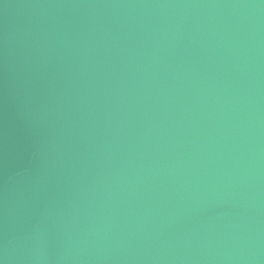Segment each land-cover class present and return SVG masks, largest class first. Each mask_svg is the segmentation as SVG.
Wrapping results in <instances>:
<instances>
[{"label": "water", "instance_id": "1", "mask_svg": "<svg viewBox=\"0 0 264 264\" xmlns=\"http://www.w3.org/2000/svg\"><path fill=\"white\" fill-rule=\"evenodd\" d=\"M0 264H264V0H0Z\"/></svg>", "mask_w": 264, "mask_h": 264}]
</instances>
